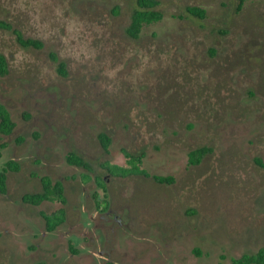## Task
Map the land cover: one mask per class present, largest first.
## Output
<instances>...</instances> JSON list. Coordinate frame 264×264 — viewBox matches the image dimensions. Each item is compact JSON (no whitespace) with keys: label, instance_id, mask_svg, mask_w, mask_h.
Segmentation results:
<instances>
[{"label":"rangeland","instance_id":"374dc122","mask_svg":"<svg viewBox=\"0 0 264 264\" xmlns=\"http://www.w3.org/2000/svg\"><path fill=\"white\" fill-rule=\"evenodd\" d=\"M159 1L134 38L137 0H0V102L16 122L0 130V171L17 166L0 190V264H233L264 247V0ZM124 149L151 176L107 169ZM43 176L65 205L23 200ZM60 207L53 226L43 212Z\"/></svg>","mask_w":264,"mask_h":264},{"label":"trees","instance_id":"16d2710c","mask_svg":"<svg viewBox=\"0 0 264 264\" xmlns=\"http://www.w3.org/2000/svg\"><path fill=\"white\" fill-rule=\"evenodd\" d=\"M246 0H239L238 9H241ZM137 8L134 10L131 23L127 28V33L134 38H137L145 24L153 23L162 18L163 12L159 9V0H137ZM187 10L198 17L204 18L206 16L205 9L198 6H190ZM7 28H12L10 24L5 25ZM16 33L19 42L23 46H36L42 47L43 42L34 38H26L22 32L18 29H13ZM59 70L61 73L66 74V70L63 63H60ZM8 71L7 59L3 53H0V75L5 74ZM16 126V122L12 119L11 112L5 104L0 102V130L3 133H11ZM101 143L106 150H109L111 144V137L102 132L99 135ZM127 157L126 165L110 164L106 163L105 166L111 172L120 175L127 176L131 174H143L151 176V174L142 167L144 153L134 154L126 149L123 150ZM211 151L210 147L202 146L195 148L189 153V162L191 164H198L202 158ZM68 160L77 165L89 166L85 159L75 152H71L68 155ZM14 161L8 162V167H4L0 171V190L4 192L6 190L7 174L10 170H15L17 166H14ZM153 177L159 182L171 183L174 181L172 176H164L154 174ZM43 191L36 193H27L24 195L23 200L25 202L39 205L44 201L60 202L63 205L67 203V196L65 194V187L61 180H54L50 176H43ZM46 219L51 225H58L63 222L66 216L65 207H60L52 213L44 214ZM233 264H264V247L260 248L253 253H244L239 257L233 258Z\"/></svg>","mask_w":264,"mask_h":264},{"label":"flooded vegetation","instance_id":"af4514ba","mask_svg":"<svg viewBox=\"0 0 264 264\" xmlns=\"http://www.w3.org/2000/svg\"><path fill=\"white\" fill-rule=\"evenodd\" d=\"M4 134V133H3ZM6 134V133H5ZM45 202V201H44ZM43 203V202H42ZM103 209V208H102ZM46 213H48V212H43V216H44V214H46ZM45 217V216H44ZM81 224H83V221H81ZM77 237H79V236H77ZM97 239H100L99 240V243H98V246H100V247H102V245H103V243L105 244L106 242H107V240H106V238L104 237V233L103 232H100L99 233V235H97L96 237H95V242H96V240ZM93 250V248L91 249V251ZM102 253V252H101ZM103 254V253H102ZM100 261H102L101 259H100ZM106 263L107 264H120L118 261H117V259L116 258H114L113 257V259L111 258L110 260H107L106 261Z\"/></svg>","mask_w":264,"mask_h":264}]
</instances>
